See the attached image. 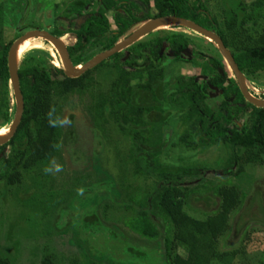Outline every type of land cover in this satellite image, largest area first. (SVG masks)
I'll return each mask as SVG.
<instances>
[{"label": "trees", "instance_id": "16d2710c", "mask_svg": "<svg viewBox=\"0 0 264 264\" xmlns=\"http://www.w3.org/2000/svg\"><path fill=\"white\" fill-rule=\"evenodd\" d=\"M36 1L0 0L2 131L11 126L16 113L15 102L12 107L14 100L10 99L13 91L10 87L8 55L17 40L4 42L3 16L10 4L18 6L22 3L21 9L24 8L25 12ZM221 1H63L65 9L61 15L50 18V25H54L50 34L59 39L66 36L74 39L75 43L68 46L67 52L73 66L78 67L113 49L152 20L164 17L184 19L215 33L227 48L233 50L243 75L251 84L256 85L253 80L264 77V0H255L251 4L241 1L239 6L230 0ZM239 10L243 14L241 22V16L237 14ZM109 14H112L115 31L111 30ZM37 29L31 25H22L18 26L17 32L21 33V37L26 30ZM46 29L40 28L41 31ZM194 43V39L184 33L158 30L78 79L68 78L63 68L46 66L49 54L43 48L29 51L19 65L24 110L17 133L8 143L0 146V188H18L30 178L39 190H43L46 182L37 176L35 170L44 168V174L49 175V168L61 154L62 140L74 163L78 167L84 164V153L76 149L77 139L81 135L73 122L68 133L65 136L61 134L57 125L56 106L58 100L64 101L72 95L83 96L92 92L98 85L93 76L95 73L104 74L106 79L111 78L108 90L100 89L94 97L91 120L95 132L100 136L98 145L103 147L106 141L111 143L110 147L117 151L125 167V177L117 179L121 194L127 192L126 181L134 184L135 180L141 181V178L151 186L139 198L132 196V205L125 207L123 202H116V206L111 202L106 205L105 212L113 213V221H119L121 217L116 211L124 208L129 212L123 218L128 229L125 234L119 227L103 223L96 208L93 213L83 214L77 228L69 226L68 217L74 213L68 214L67 208L60 211L55 223L56 232L66 227L74 232V243L80 244L86 264H99L103 261L109 264H151L150 259L152 264H264V259L254 263L250 258L253 254L248 249L251 232L247 231V227L244 233L237 232L242 241L239 249H233L228 239L232 232L231 218L241 211L247 198V193H242L232 185L231 178L241 177L247 167H264V107H256L247 102L237 82L231 80L229 87H225L232 74L221 61L216 68L201 63L202 74L210 75L208 83L205 81L202 85H193V78L188 86H184L182 80H173L175 87L169 86L172 79L168 73L169 68L174 63L178 64L180 55L190 52V47L196 49ZM167 51L174 58L166 56ZM52 54L55 55L54 52ZM197 57L204 59L201 54ZM209 60L213 63L215 59ZM124 72L129 75V84L122 81ZM164 85L169 86L166 91L169 95L167 103L162 99ZM211 86L214 91L223 93L218 103L220 108L216 111L208 102L212 99H206L207 90ZM231 89L236 93L229 99ZM172 106L177 108L176 115L171 112ZM171 116L178 117L182 128L177 138L178 144L173 147L176 149L181 146L189 152H203L214 146L223 147L226 154L217 166L220 171L195 166L183 154L184 157L178 158L176 162H172L168 155L165 160L163 155L168 148L169 134L163 135V131L167 126L166 118ZM115 132L126 140L113 143ZM122 143L127 150H119ZM209 173L216 174L217 179H226L214 184L212 180H207ZM220 174L223 176L219 177ZM87 176L91 175H81L75 179V184L80 185ZM186 181H196L197 185L187 187ZM89 188L94 194L103 190L100 187ZM127 189L133 193L136 191L133 187L131 190V185ZM200 200L206 204H215L217 208H200L198 212V208L192 204ZM261 210L263 218L254 223L264 225V208L261 207ZM61 214L65 222L60 230L58 224ZM93 233L97 238L91 236ZM222 238H225L223 246L220 243ZM136 245L138 248H135ZM257 245H261V242ZM124 248L130 250L131 255L128 256L126 250L120 257L121 262L108 261L109 257L116 258L112 250L121 251ZM43 263L54 264L53 257H47ZM0 264L13 263L0 257ZM72 264L78 263L73 260Z\"/></svg>", "mask_w": 264, "mask_h": 264}, {"label": "rangeland", "instance_id": "374dc122", "mask_svg": "<svg viewBox=\"0 0 264 264\" xmlns=\"http://www.w3.org/2000/svg\"><path fill=\"white\" fill-rule=\"evenodd\" d=\"M63 1L67 2L69 0H38L32 3L31 8L27 9L28 12H24V8L21 9L23 7L22 3L18 4V6L10 4L3 16L5 25L3 33L4 42L8 43L11 40H18L23 37L25 33L20 37L21 33L17 32L18 26L22 25H31L38 28V30H40V28L53 30L52 28L54 25H50L52 23L50 18L61 15L65 9V6L62 5ZM231 1L233 4L239 6L241 1L244 4H251L255 0H230V2ZM217 2L220 3L222 1L217 0ZM237 14L241 16L239 17V22H241L243 15L241 10H239ZM108 17L111 30L115 31L116 26L113 23L112 14H109ZM163 29L166 31L184 33L188 37L194 39V45H197L196 49L190 47V52H193V54L187 56L189 58L192 57L193 61L191 64L174 63L172 65L173 67H170L168 72L172 78L169 86L175 87L174 82L172 83L173 80H182L184 86L186 84L188 86V84L190 85L191 79L197 75L198 66L201 64V61H198V54L201 53L206 57H213L216 53L212 45L209 44V42L207 43L204 37L196 33L178 27H167ZM63 40L67 45L75 43L74 39H70L69 36H66ZM36 48H43L48 51L50 59L48 58L46 66L53 68L63 67L59 54L53 49L54 47L49 43H43L41 39L28 40L23 44L17 58L19 65L23 57L29 51ZM52 51L56 53V56L52 54ZM60 63L62 66H60ZM93 76L97 79L98 85L95 86L92 92L83 96L72 95L69 99L64 101L58 100L56 106L57 125L61 129V134L65 136L73 122L81 135L80 138L77 139L79 141H77L78 147L76 149H80V151L84 153V164L78 167L74 163L70 151H68V147H65L62 140L60 144L61 154L56 157L49 168V175L44 174V168L39 167L35 170L37 176L42 181L46 182V185H43V190H39L37 185L30 178H27L18 188H11L8 190L2 187L0 188V257L10 260L13 264H44L43 262L49 256L53 257L54 264H72L73 260L77 261L78 264H86L85 254L80 244L77 242L74 243V232L68 227L65 228L66 231H64L65 229L61 230V226L63 222H65V217L62 214L58 224L61 231L56 232L55 223L58 221L60 211L63 208H67L68 214L73 212L74 214L68 217L69 226L72 225L75 226L74 228H77L83 214L93 213L94 208H96L100 220L103 223L108 225L111 224L112 226L115 225L125 234L126 231L128 232V229H126L127 227L123 223V218L127 216L129 212L124 210V208L123 210L116 211L121 217L119 221H113V213L105 212L106 205L110 202L112 204L123 202L122 204L125 207L132 205V201H130L132 196L139 198L141 193L146 191V188L149 189L148 186L150 185L139 178L141 181L135 180L133 182L134 184L126 181L125 185L127 186V192H125L124 195L121 194L122 190L117 183V179L121 176L125 177V172H123L125 171V167L121 164V158L116 154L117 151H114V149L110 147L111 143L108 144L106 141L102 144L103 147L98 145L97 141H100V136L98 132H95L91 120V108L94 104V97L97 96L100 89L102 90L104 88V91L108 90L110 85L108 82H110L111 78L107 77L106 79L104 74L99 75L98 73H95ZM122 81L127 84L129 75L126 73L123 74ZM253 81H255V79ZM255 82L257 83L256 85L248 82V86L250 87L249 91L254 98L264 101V77ZM191 83L193 84V81ZM169 86L164 85L162 88V99L166 103V100H169V95L166 93ZM10 99H12V101L14 100L12 102L13 107V103L15 102L13 94L10 95ZM219 101L218 98L209 101V103L213 105L211 108L218 110L220 108L218 105ZM170 108L171 112H174L176 115L175 112L177 108L174 106ZM166 121L167 126L164 128L163 135L169 134V143L167 151L163 155L165 160L167 155L172 159V162H176L178 158L187 156V158L193 161L195 166H202L210 170L220 171V167L217 166L222 162L223 158L221 157H224L226 154L223 147L214 146L203 152L193 151L194 153L183 150L181 146L175 149L173 145L178 144L177 138L182 128L179 125L178 117H167ZM0 125H3V123L0 122ZM9 130L10 126H7V130H0V135L5 136ZM76 135L78 136L79 134ZM113 139V143H118L119 140H126L124 136L119 135L118 132L113 134ZM74 146H76V144ZM125 147L126 146L122 143L119 150H127ZM97 149L99 150L97 151ZM125 156H127V154H125ZM95 171L97 172L95 173ZM81 175L91 176H87L86 179H83V183L80 185L77 183L75 184V179L79 178ZM50 176L51 178H49ZM220 176L223 175L220 174L219 177ZM225 179L226 177L217 179L216 174L211 175V173L207 176V180H212L214 184H218L221 181L223 182ZM231 179L232 185L236 186L242 193H247V198L244 201L241 211L231 218L232 232L229 234L228 239L231 241L233 249H239L241 246L239 244L242 241L238 238L237 232L244 233V229L247 227V231L251 232V240L248 241L250 246L248 249L250 251L252 250L253 254L250 255V258L254 263H257L261 259H264V225L254 223L263 218L261 207L264 208V167H247L241 177H232ZM112 183L114 184L115 191L113 190ZM185 183V186H190V188L197 185L196 181H186ZM130 185L131 190L132 187L135 188V193L127 189ZM89 187H100L103 190H99L94 194L93 191L89 190L91 189ZM137 191H139V193H137ZM192 205L194 208H198V212L201 211L200 208H208V210L217 208V205L210 203L206 204L202 200L199 202L194 201ZM91 236L97 238V235L94 233ZM258 242H261V245L255 246ZM220 243L222 244L221 246H223L225 238H222ZM135 248H138V246L136 245ZM126 250L127 255H131V251L127 248L121 251L112 250L116 258L113 257L114 259H112L109 257L110 260L108 261L121 262L120 257H122L121 255ZM149 262H151V264L153 263L151 259ZM99 264L109 263L103 261Z\"/></svg>", "mask_w": 264, "mask_h": 264}, {"label": "water", "instance_id": "95a60500", "mask_svg": "<svg viewBox=\"0 0 264 264\" xmlns=\"http://www.w3.org/2000/svg\"><path fill=\"white\" fill-rule=\"evenodd\" d=\"M167 27L184 28L213 42L216 45L217 49L220 51L222 57L225 59L230 71L234 74L238 82L239 88L245 99L256 107H264V101L254 99L249 94L246 88L245 78L242 72L239 70L237 64L235 63L232 54L230 53L229 50H227L222 40L215 33L206 30L203 27L184 19H178L175 17H164V18L152 20L146 23L145 25H143L142 27H140L134 34H132L129 38H127L123 42L119 43L113 49L97 55L88 63L78 67H74L73 64L71 63L67 52L66 44L62 39H58L52 36L50 33H48V31L32 30L27 32L23 37L18 39L13 44L8 55L10 86L13 91V96L15 99L16 113L13 122L10 126V130L7 133V136L5 138H0V146L5 145L14 137L22 121L24 101L20 90V80L18 75L19 63L16 61V50L21 43H24L28 40L30 41L32 39H41L49 43L52 47H54V49L59 54V57L62 61L63 70L66 76L70 79H78L88 71L93 70L94 68L99 66L101 63H103L113 55L120 53L123 50L130 47L131 45L135 44L140 39Z\"/></svg>", "mask_w": 264, "mask_h": 264}, {"label": "flooded vegetation", "instance_id": "af4514ba", "mask_svg": "<svg viewBox=\"0 0 264 264\" xmlns=\"http://www.w3.org/2000/svg\"><path fill=\"white\" fill-rule=\"evenodd\" d=\"M53 29V28H52ZM38 30V29H37ZM48 31V33H50L51 32V30H47ZM27 32H29L28 30H26V32H25V34L27 33ZM202 37V36H201ZM59 39V38H58ZM63 39H65V38H62V40ZM205 39V41H207V43L209 42V44H211L212 45V48H213V50H214V52L216 53V55H213V57H206V56H204L203 54H201L203 57H204V59L203 60H200V59H198V61L200 60L201 61V63H203V65L204 64H208V65H210V67L211 68H216L217 66H218V64L220 63V61L221 62H224V64H225V66L227 67V69H228V71L232 74V76L230 75L229 76V78H228V80L226 81V83H225V87L226 88H228L229 87V85H230V83H231V80H233L234 82H237V80H236V78H235V76H234V74L230 71V69H229V67H228V65H227V63H226V61H225V59L222 57V55H221V53H220V51L217 49V47H216V45L213 43V42H211V41H208V39H206V38H204ZM64 41V40H63ZM66 44V43H65ZM224 44V43H223ZM68 46H70L69 44L67 45L66 44V48H68ZM226 47V46H225ZM227 48V47H226ZM227 50H229L230 51V53L232 54V56H233V58H234V61H235V63H236V59H235V55L233 54L234 52H233V50L232 49H229V48H227ZM169 51H167V53L165 54L166 56L167 55H169V57H172V58H174V56H173V54L172 53H168ZM190 52L188 51V52H185L184 54H182V55H180V62L178 63V64H185V63H189V64H191V62L193 61V59H192V57H187L188 55H190L189 54ZM215 59L214 61H213V63L212 62H208V61H210L209 59ZM122 61H124V59H122ZM206 62V63H205ZM140 63V62H139ZM237 64V63H236ZM203 65L202 64H200V66H198L199 68H198V73H197V75L194 77L195 78V80H194V83H193V85H197V86H199V85H202L205 81H207V83H208V78H209V76L208 75H205V74H202V71H203ZM238 66V65H237ZM61 68V67H60ZM59 68V69H60ZM63 68V67H62ZM239 68V67H238ZM195 69H197V68H195ZM240 70V69H239ZM261 72H259L258 74H260ZM243 74V73H242ZM244 76V75H243ZM244 78H245V83H246V88H247V90H248V92H249V94L251 95V93H250V91H249V86H248V80H247V78L244 76ZM258 80V79H257ZM256 81V80H255ZM233 84V83H232ZM232 84H231V86H232ZM237 84H238V82H237ZM238 87H239V85H238ZM239 90H240V88H239ZM240 92H241V90H240ZM207 93H208V98H206V99H220V98H222V94L223 93H221V92H219V91H214V89H213V87L211 86L208 90H207ZM235 94L236 92L234 91V90H232L231 89V91H230V95H231V97L229 98V99H232V94ZM241 94H242V92H241ZM243 95V94H242ZM252 96V95H251ZM244 97V96H243ZM253 97V96H252ZM254 98V97H253ZM244 99H245V97H244ZM254 99H257V98H254ZM264 99V98H263ZM246 100V99H245ZM258 100V99H257ZM247 101V100H246ZM209 102V101H208ZM248 102V101H247ZM209 104H211V103H209ZM212 107H213V105H211ZM210 106V107H211ZM213 111H216V110H214V108H213Z\"/></svg>", "mask_w": 264, "mask_h": 264}, {"label": "bare ground", "instance_id": "6f19581e", "mask_svg": "<svg viewBox=\"0 0 264 264\" xmlns=\"http://www.w3.org/2000/svg\"><path fill=\"white\" fill-rule=\"evenodd\" d=\"M208 41H209V40H208ZM24 43H25V42H24ZM24 43H21V44L18 46L17 50H16V61H17L18 55H19V53H20L21 47L23 46ZM53 49H54V48H53ZM53 51H54V50H53ZM55 51H56V50H55ZM56 53H57V51H56ZM56 53H55V55H56ZM60 66H62L61 63H60ZM61 68H62V67H61ZM7 133H8V132H7ZM7 133H6L5 136L0 135V138H5V137L7 136Z\"/></svg>", "mask_w": 264, "mask_h": 264}, {"label": "clouds", "instance_id": "9594fccd", "mask_svg": "<svg viewBox=\"0 0 264 264\" xmlns=\"http://www.w3.org/2000/svg\"><path fill=\"white\" fill-rule=\"evenodd\" d=\"M249 89H250V87H249Z\"/></svg>", "mask_w": 264, "mask_h": 264}]
</instances>
